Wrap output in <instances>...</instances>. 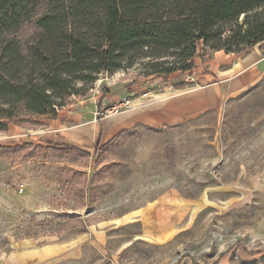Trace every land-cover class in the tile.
<instances>
[{
    "label": "rangeland",
    "instance_id": "374dc122",
    "mask_svg": "<svg viewBox=\"0 0 264 264\" xmlns=\"http://www.w3.org/2000/svg\"><path fill=\"white\" fill-rule=\"evenodd\" d=\"M248 55L264 60V42L199 45L187 72L147 75L138 61L56 118L0 132V264H264V68L176 125L133 123L233 79ZM87 121L99 142L58 145Z\"/></svg>",
    "mask_w": 264,
    "mask_h": 264
},
{
    "label": "trees",
    "instance_id": "16d2710c",
    "mask_svg": "<svg viewBox=\"0 0 264 264\" xmlns=\"http://www.w3.org/2000/svg\"><path fill=\"white\" fill-rule=\"evenodd\" d=\"M262 42L264 0H0V132L56 118L100 74L187 72L199 45Z\"/></svg>",
    "mask_w": 264,
    "mask_h": 264
},
{
    "label": "crops",
    "instance_id": "0c3cea01",
    "mask_svg": "<svg viewBox=\"0 0 264 264\" xmlns=\"http://www.w3.org/2000/svg\"><path fill=\"white\" fill-rule=\"evenodd\" d=\"M256 60L255 56L248 55L236 63L233 70L242 71L239 75H233L235 76L233 79H226L224 82L229 80L228 84L222 82L220 85H209L203 89L204 92L201 95L191 94L184 98H171L169 101L157 103L152 108L153 112L135 118L133 123H143L154 127L171 126L180 123L187 117L214 107L220 95L221 97L233 95L257 77L259 65L264 68V60L260 62ZM69 133L68 140L58 144L60 147L73 145L89 148L99 142L102 137V127L98 121H87L71 128ZM16 263V260L9 262V264Z\"/></svg>",
    "mask_w": 264,
    "mask_h": 264
}]
</instances>
